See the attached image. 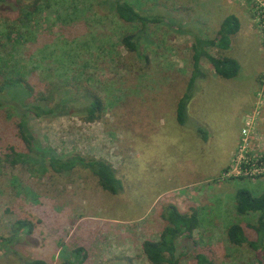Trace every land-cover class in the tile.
I'll return each mask as SVG.
<instances>
[{"label":"rangeland","instance_id":"1","mask_svg":"<svg viewBox=\"0 0 264 264\" xmlns=\"http://www.w3.org/2000/svg\"><path fill=\"white\" fill-rule=\"evenodd\" d=\"M101 1L43 0L27 12L29 20L0 10V81L10 66L27 65L41 79L74 78L83 84L81 92H96L105 106L93 121L85 115H29L36 138L62 156L107 160L123 183L114 195L88 170L38 173L30 161L13 166L0 155V235L11 236L15 221L30 218L37 232L31 240L40 243L34 247L25 238L28 244L13 252L0 241V264H23L19 256L63 264L75 260L78 247L87 255L83 264H153L143 243L159 240L170 204L201 217L192 238L179 241L181 264H196L199 253L211 264L264 262V249L233 245L227 236L234 221L257 222V214L237 212L236 192L247 188L261 195L264 176H224L264 76V0H128L163 20L151 23L141 41L146 60L121 42L137 28L112 12L97 13ZM229 14L241 21L232 48L210 51L234 55L244 72L224 79L203 59L207 76L198 80L188 119L179 125L176 108L192 70L193 36L215 37ZM14 119L13 108H0L4 147L15 137ZM251 137L248 155L264 156V122ZM246 232L256 239L253 229Z\"/></svg>","mask_w":264,"mask_h":264},{"label":"trees","instance_id":"2","mask_svg":"<svg viewBox=\"0 0 264 264\" xmlns=\"http://www.w3.org/2000/svg\"><path fill=\"white\" fill-rule=\"evenodd\" d=\"M43 0H0V10L17 14V18L29 20L27 12L37 11ZM99 14L112 12L121 21L135 26L137 31L126 34L121 38L122 45L135 53L137 58L146 60L143 52L142 39L147 37L148 27L151 23H160L163 20L158 16L142 12L128 0H102L96 8ZM241 28L240 18L235 14L227 15L213 38L194 35L192 44V70L186 88L178 100L176 117L180 125H184L188 119L187 111L194 97V90L198 80L207 76V71L202 64L206 59L215 73L224 79H233L240 72L239 61L231 56H216L210 48L227 50L231 47L232 37ZM68 77V76H67ZM83 89V84L74 78L41 79L30 71L27 65L10 66L0 81V108H13L16 120L14 123L15 137L8 140L4 147V133H1L2 145L0 155H4L8 163L15 166L19 163L30 161L34 171L46 172L51 170L55 174L67 175L75 169H85L97 176L100 186L114 195L123 190V183L117 177L113 165L103 158L85 156L74 153L66 156L60 155L53 148L42 146L36 138L27 117L29 115L51 119L61 116L85 115L88 121L99 117L105 109L102 98L96 93ZM196 130L204 139L208 138L203 126L197 125ZM18 141V143H14ZM4 147V148H3ZM3 160V159H1ZM236 210L241 215L257 214L258 219L254 224L234 221L227 230L228 240L236 246L247 245L253 250L264 249V192L254 196L250 189L240 188L236 192ZM164 218L167 222L159 240L147 239L143 243L144 254L153 264H181L179 254V241L192 238L193 233L201 225V217L198 211L185 213L174 204H170L164 210ZM12 235H0V241L17 252V246L27 245L24 239L30 241V245L39 247L31 239L36 232V226L30 218H19L14 223ZM251 228L256 233V239H249L246 229ZM23 242V243H22ZM83 247L74 249L75 260H67L63 264H83L87 255H81ZM23 264H49L43 258L27 259L19 256ZM124 264L122 260L107 262L110 264ZM211 260L202 253L197 254L196 264H211ZM259 264H264L260 262Z\"/></svg>","mask_w":264,"mask_h":264},{"label":"built area","instance_id":"3","mask_svg":"<svg viewBox=\"0 0 264 264\" xmlns=\"http://www.w3.org/2000/svg\"><path fill=\"white\" fill-rule=\"evenodd\" d=\"M264 109V76L261 86L256 94L255 108L245 116L244 124L241 130V139L238 151L235 154L230 168L224 176L237 178H250L255 180L264 176V156H249V147L252 142V137L256 132L257 124L262 119ZM233 175V176H232Z\"/></svg>","mask_w":264,"mask_h":264},{"label":"crops","instance_id":"4","mask_svg":"<svg viewBox=\"0 0 264 264\" xmlns=\"http://www.w3.org/2000/svg\"><path fill=\"white\" fill-rule=\"evenodd\" d=\"M239 31H240V30H239ZM238 33H239V32H238ZM238 33H237V34H238ZM235 35H236V34H235ZM235 35H234V36H235ZM234 36H233V37H234ZM233 37H232V38H233ZM232 44H233V43H231V47H230V48H232ZM230 48H229V49H230ZM229 56L234 57V55H233V56H232V55H229ZM236 57H237V56H236ZM237 58H238V57H237ZM240 61H241V60H240ZM239 63H240V62H239ZM240 66H241V68H240V72H239V74H238L237 77H239V76L242 74V72H244V66L241 65V64H240ZM213 70H214V69H213ZM259 70H260V68H259ZM259 70H258V71H259ZM258 73H259V72H257V74H258ZM192 101H194V97H193V99L191 100L190 103H192ZM190 103H189V105H190ZM176 120H177V117H176ZM177 122H178V121H177ZM263 122H264V120H260V121H259V125H260V127L263 126ZM242 123H243V122H242ZM179 125H180V124H179ZM198 125H199V124H198ZM200 126H203V125H200ZM203 127H204V126H203Z\"/></svg>","mask_w":264,"mask_h":264}]
</instances>
